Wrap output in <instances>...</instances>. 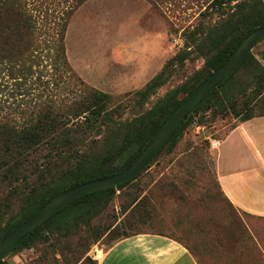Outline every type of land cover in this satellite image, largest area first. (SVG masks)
<instances>
[{
    "label": "trees",
    "instance_id": "trees-1",
    "mask_svg": "<svg viewBox=\"0 0 264 264\" xmlns=\"http://www.w3.org/2000/svg\"><path fill=\"white\" fill-rule=\"evenodd\" d=\"M87 1L0 0V90L7 89L10 82L19 95L23 89L28 94L27 85L32 83L30 87L36 89L33 85L40 81L42 68L75 79L66 57L65 37L72 16ZM146 1L159 9L169 5L173 10H195L197 17L182 32L184 49L126 103L113 104L110 95L83 85L80 95L65 100L39 95L17 117L12 113L0 116V183L9 185V194L20 203L14 215L0 217V244L56 197L84 183L119 174L134 164L181 102L222 67L252 32L264 28V0ZM198 59L203 60L199 70L144 110L147 100L168 82L175 67L181 69L186 61ZM45 60L48 63L43 66ZM240 71L249 74L251 87L240 86L235 96V76ZM219 100L223 104L225 100L236 117L243 115L240 107L250 111L241 121L264 116V65L252 52L187 114L133 179L73 200L23 237L10 254L45 244L52 236L56 241L70 240L88 233L95 244L114 233L121 222H111L107 211L117 192L136 181L164 149L171 151L194 116L220 106ZM256 105L263 113L252 114ZM127 110H132V115L124 118ZM147 203L146 198H132L123 211L128 213L126 230H116L117 235L108 238L109 242L138 235L132 223ZM102 216H106L103 223L94 225Z\"/></svg>",
    "mask_w": 264,
    "mask_h": 264
},
{
    "label": "rangeland",
    "instance_id": "rangeland-1",
    "mask_svg": "<svg viewBox=\"0 0 264 264\" xmlns=\"http://www.w3.org/2000/svg\"><path fill=\"white\" fill-rule=\"evenodd\" d=\"M195 13L173 10L169 5L159 9L146 0L87 1L72 16L65 37L66 57L75 79L42 68L40 81L33 85L36 89L29 83L28 94L23 89L21 95L8 82V88L0 90V116L12 113L17 117L39 95L59 100L80 95L83 85L110 95L113 104L126 103L184 49L182 32L194 22ZM251 52L264 65V40ZM47 63L45 60L42 65ZM202 66L203 60L198 59L186 61L181 69L175 67L172 77L147 100L144 110ZM235 79V96L240 86L251 87L247 72L240 71ZM223 102L198 112L171 151L164 149L136 181L117 192L107 211L111 222H121L114 233L95 244L88 233L58 241L52 236L45 244L7 255L5 264L96 262L97 254L113 245L108 238L117 235L116 230H126L128 213L123 211L135 196L146 198L148 203L132 223L134 234L160 233L175 238L199 264H264V218L235 210L216 182L217 150L210 148V141H220L250 113L240 107L243 115L236 117ZM261 113L259 106H254L252 114ZM131 115L132 110H127L124 118ZM10 191L9 185L0 183V217L8 218L20 207ZM105 218L100 217L94 225L102 224Z\"/></svg>",
    "mask_w": 264,
    "mask_h": 264
},
{
    "label": "crops",
    "instance_id": "crops-1",
    "mask_svg": "<svg viewBox=\"0 0 264 264\" xmlns=\"http://www.w3.org/2000/svg\"><path fill=\"white\" fill-rule=\"evenodd\" d=\"M220 142L215 175L221 192L238 212L264 218V116L238 122ZM95 259L97 264H199L186 246L160 233L119 240Z\"/></svg>",
    "mask_w": 264,
    "mask_h": 264
},
{
    "label": "water",
    "instance_id": "water-1",
    "mask_svg": "<svg viewBox=\"0 0 264 264\" xmlns=\"http://www.w3.org/2000/svg\"><path fill=\"white\" fill-rule=\"evenodd\" d=\"M264 40V28L252 32L238 47L230 59L208 79L201 83L192 91L173 112L170 120L160 130L154 140L145 149L141 156L129 168L119 174L94 180L80 185L78 188L56 197L47 203L41 210L34 214L30 219L15 229L0 244V262L4 261L7 255L14 249L16 244L27 234L33 232L37 227L50 219L55 213L60 211L73 200L84 195L103 190L125 181L133 179L141 172L153 157L163 148L173 132L184 120L187 114L202 100V98L222 80L226 79L235 70L245 57L252 51L255 45Z\"/></svg>",
    "mask_w": 264,
    "mask_h": 264
},
{
    "label": "built area",
    "instance_id": "built-area-1",
    "mask_svg": "<svg viewBox=\"0 0 264 264\" xmlns=\"http://www.w3.org/2000/svg\"><path fill=\"white\" fill-rule=\"evenodd\" d=\"M221 145V142L219 140H211L210 141V148L213 149V150H217Z\"/></svg>",
    "mask_w": 264,
    "mask_h": 264
}]
</instances>
